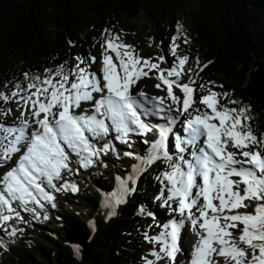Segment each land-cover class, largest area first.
<instances>
[{
  "label": "snow or ice",
  "instance_id": "obj_1",
  "mask_svg": "<svg viewBox=\"0 0 264 264\" xmlns=\"http://www.w3.org/2000/svg\"><path fill=\"white\" fill-rule=\"evenodd\" d=\"M175 40L170 49L175 60L167 68L160 66L164 56L157 61L137 56L133 46L110 36L102 45L101 59L91 57V63L100 64L98 71L81 67L84 60L77 57L68 72L60 66L55 74L46 69L43 79L32 78L22 89L27 91L20 97L23 104L16 101L27 113L20 111L12 125H0V167L11 163L0 174V225L13 218L26 222L21 211L35 217L36 209L46 203L55 207L54 192L77 191L67 180L59 187L55 183L62 173H73V160L77 174L96 163L106 167L101 155L116 152L113 140L127 143L130 133L140 137L152 133L143 141L149 145L144 155L124 152L137 163L126 177H115L116 187L104 195L103 203L110 218L135 192L138 178L149 167L158 162L167 165L158 177L166 183L157 199H163L160 206H167L179 219L164 223L155 236L145 233L149 243L158 245L150 253L154 259H146L145 264H180V253L187 264H219L214 256L222 257L224 264H264V139L252 132L247 107L220 104L221 97L228 99L227 93L215 91L214 82H208L213 87L200 84L204 94L195 95L192 69H185L189 58L178 55ZM197 67L202 71L204 65L197 62ZM185 71L187 82H181ZM150 73L160 81L157 89L166 86V97L148 96L138 89L137 82ZM174 87L182 96L174 93ZM16 96L19 92L0 93V100L8 102ZM11 112L9 108L5 115ZM150 117L162 122L153 123ZM177 124L183 135L176 134ZM246 201L254 202L251 213L239 211L248 207ZM138 211L145 214L144 206ZM146 214L155 219L154 212ZM185 221L196 236L190 253L181 245ZM89 224L95 231L94 223ZM16 231L7 234L14 236ZM0 247H5L2 241Z\"/></svg>",
  "mask_w": 264,
  "mask_h": 264
},
{
  "label": "trees",
  "instance_id": "obj_2",
  "mask_svg": "<svg viewBox=\"0 0 264 264\" xmlns=\"http://www.w3.org/2000/svg\"><path fill=\"white\" fill-rule=\"evenodd\" d=\"M110 36L131 46L152 41V53L145 58L157 61L164 56L169 64L175 60L170 49L176 37L178 55L188 56L193 66L196 96L204 94L200 84L213 87L208 82H214L215 91L227 93L228 99L221 97L220 104L247 107L252 132L264 139V0H0V93L19 92L8 102L0 100V125H11L12 112L5 113L22 104L20 97L27 95L22 89L33 77L43 79L46 69L55 74L60 66L68 72L77 57L84 60L80 66L92 70L91 57L101 59L102 45ZM197 62L204 65L202 71ZM140 145L138 154L144 155L149 145ZM113 159L126 175L137 163L135 157L116 152ZM113 171L96 163L90 174L98 191L69 190L71 197L93 210L95 231L55 197V207L44 208L47 219L29 215L14 236L7 234L12 232L9 227L0 229L5 245L0 247V264H145V249L151 245L145 233L160 232L146 213L152 211L160 220L175 215L157 199L166 181L158 179L157 165L150 168L139 177L127 202L104 219L101 195L116 187ZM247 203L244 211L251 213L254 202ZM141 205L143 215L138 211ZM58 219L62 223L55 226Z\"/></svg>",
  "mask_w": 264,
  "mask_h": 264
},
{
  "label": "rangeland",
  "instance_id": "obj_3",
  "mask_svg": "<svg viewBox=\"0 0 264 264\" xmlns=\"http://www.w3.org/2000/svg\"><path fill=\"white\" fill-rule=\"evenodd\" d=\"M144 24V21L141 20V22H139V27H142ZM152 47H153V42L152 41H149V40H146V39H143V40H139L138 43L133 46V49H134V54L137 55V56H140V57H147L149 56L151 53H152ZM112 57H113V61L114 63H117L118 64V61H116V58H115V54L114 53H111ZM99 61V58L98 60ZM161 68H167L169 67L165 62H162L160 64ZM82 67V66H81ZM99 67H100V64L99 63H95L94 65H92V70L90 69V66H86V69L88 71H91V72H95V71H98L99 70ZM188 68H191L193 69V66L187 61L186 64H185V69H188ZM188 72L185 71L182 76H181V82H187L183 79L184 75H186ZM192 73V72H191ZM183 79V81H182ZM157 83H160V81H158L157 79H155L152 74L150 73L149 74V77H145V78H142L140 81L137 82V85H138V89H143L145 91V93L148 95V96H167V92H166V88L164 85L161 86V89H157L155 87V85ZM174 93L178 96H182V93L179 92V89L175 88L174 87ZM23 104V102H22ZM21 104V105H22ZM203 107V106H201ZM20 111H25L27 113V109H24L22 108L21 106L15 108L12 110V113H11V118H12V122H11V125L13 124V122L17 121V118L20 116ZM191 111V109H190ZM179 125V124H178ZM113 144L116 146V153L119 155V156H122L124 155V152H132V153H136L138 154V152L140 151V141H138L137 138H134V139H128L127 143H121L120 141L118 140H113ZM230 150H233V149H230ZM101 159L104 160V162L106 163L107 166H109V168H112L115 173L119 176H121V178H124L126 177V173L123 172L121 169H118L116 167V164L114 163V159H113V152H109L106 156L105 155H101ZM158 166L160 172L162 170H167V165L165 163L161 164L160 162L152 165L151 167H149L147 169V171H149L150 168H153L155 166ZM8 167H11V163L7 164L6 166H3V167H0V174H2L4 171L7 170ZM71 167L73 168V173L72 174H68L67 172L65 173H62V179L58 180V181H55V183L57 184V186L59 187L61 184L64 183L65 180L69 181L70 183H73L77 186V189L78 190H83V191H86V192H90V193H95L97 192V187L95 186L94 182H93V177L92 175L90 174V166L88 168H80L79 169V172L78 174L76 173L75 169H77L78 165L76 164L75 160H73L72 164H71ZM82 170V171H80ZM113 171V173H114ZM139 180V178H138ZM131 186V185H130ZM242 187V186H241ZM69 190H61L59 192H54V196L55 197H58L60 196V198L62 199V204H64V206L66 208H68L69 210H76L83 218V220L88 223V225L90 226L89 222H93L94 223V212L91 208H89L87 206V203L82 201V200H78V199H74L73 197L70 196L69 194ZM48 191H52V189H48ZM102 197V216H104V219H108L109 217L107 216V213L109 211V209L105 208L103 206V203H104V196L101 195ZM127 199V198H126ZM14 207H16V205L14 204L13 205ZM48 206H51L50 204H45L44 208L48 207ZM122 206L119 205L117 206L116 208V213L117 211L119 210V208ZM30 207H32V205H30ZM44 208L43 209H40V208H37L36 211L39 213L38 216H44ZM18 211H20V209L17 208ZM239 211H244V209H240ZM29 215H32L33 214H30L28 212H24V211H21V216L23 217V219H26ZM152 218V217H151ZM156 218V217H155ZM172 218H176V219H179L178 215H174V216H167L166 219H154L155 220V224L156 225H159L160 226V231L163 230L162 226L164 223H167L170 219ZM188 221H185V227L184 229L182 230V234H181V237H182V240L184 242H186V244L184 243L183 245V242H182V247L184 249H186L187 251L190 250L191 251V243L190 242H195L196 241V236L193 235L192 237L188 234V230L186 228V223ZM61 220L58 219V221L56 222L55 226H59V224H61ZM21 224V222H18L15 218L9 220L6 224H3V225H0V229H2V226L5 227H9L12 231L13 229H16L17 230V226H19ZM48 227V230H51V227L50 226H47ZM233 231V235L234 236H238L239 235V232L238 230H232ZM0 241H1V238H0ZM187 245V246H186ZM155 248H158V245H154L151 243L150 247H148L147 249H145V253H146V259H154L153 256H151V251ZM189 252V251H188ZM182 256H184V253H182ZM215 260H217L219 262V264H224V260L222 257H214ZM166 261H161L159 262V264H167V262L165 263Z\"/></svg>",
  "mask_w": 264,
  "mask_h": 264
},
{
  "label": "bare ground",
  "instance_id": "obj_4",
  "mask_svg": "<svg viewBox=\"0 0 264 264\" xmlns=\"http://www.w3.org/2000/svg\"><path fill=\"white\" fill-rule=\"evenodd\" d=\"M150 120H151V122H153V123L160 122V121L158 120L157 117H150ZM161 122H162V121H161ZM179 126H180V125L177 124V125L175 126V129H177ZM132 135H133V133H130V134H129V138L132 137ZM181 135H183V134H181ZM151 136H152V134H151ZM129 138H128V139H129ZM188 222H189V221H188ZM190 227H191V223L189 222V226L186 227L187 230H190ZM181 245H182V243H181ZM214 257H215V256H214ZM214 257H213V259H214ZM185 259H186V257H185ZM186 263H187V259H186Z\"/></svg>",
  "mask_w": 264,
  "mask_h": 264
}]
</instances>
